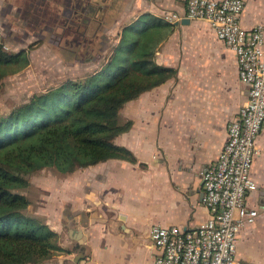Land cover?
Listing matches in <instances>:
<instances>
[{
	"label": "crops",
	"instance_id": "crops-1",
	"mask_svg": "<svg viewBox=\"0 0 264 264\" xmlns=\"http://www.w3.org/2000/svg\"><path fill=\"white\" fill-rule=\"evenodd\" d=\"M188 1L115 0L116 9L104 14L101 30L116 39L114 46L127 24L151 14L157 20L154 60L176 74L120 109L133 123L115 142L129 148L136 163L112 158L61 177L32 175L31 185L40 191L30 200L36 202L30 203L37 208L33 214L58 232L65 248L47 264H76L79 254L88 264H152L158 253L153 225L195 227L209 218L202 173L218 159L247 85L240 80L236 53L208 21L167 19L170 12H186ZM53 8V0H45L43 9ZM241 21L247 29L264 26V0H247ZM256 147L252 176L258 188L248 201L263 208L239 231L238 264H264V126Z\"/></svg>",
	"mask_w": 264,
	"mask_h": 264
},
{
	"label": "trees",
	"instance_id": "trees-1",
	"mask_svg": "<svg viewBox=\"0 0 264 264\" xmlns=\"http://www.w3.org/2000/svg\"><path fill=\"white\" fill-rule=\"evenodd\" d=\"M155 27L151 14L141 15L123 28L100 70L0 112V264H46L65 251L58 232L28 212L30 199L23 189L32 173L53 167L69 174L112 158L138 161L115 142L133 123L120 109L176 74L154 60ZM29 62L25 52L6 50L0 38V91L4 78Z\"/></svg>",
	"mask_w": 264,
	"mask_h": 264
},
{
	"label": "built area",
	"instance_id": "built-area-1",
	"mask_svg": "<svg viewBox=\"0 0 264 264\" xmlns=\"http://www.w3.org/2000/svg\"><path fill=\"white\" fill-rule=\"evenodd\" d=\"M247 0H189L186 12L166 14L172 22L204 19L236 53L247 96L228 124L218 159L203 173V203L210 216L195 227L153 225L158 253L152 264H238L240 229L257 220L263 208L249 204L258 188L252 176L256 139L264 126V26L247 29L242 13ZM76 264H88L81 259Z\"/></svg>",
	"mask_w": 264,
	"mask_h": 264
},
{
	"label": "rangeland",
	"instance_id": "rangeland-1",
	"mask_svg": "<svg viewBox=\"0 0 264 264\" xmlns=\"http://www.w3.org/2000/svg\"><path fill=\"white\" fill-rule=\"evenodd\" d=\"M53 2L54 11L56 14L60 13L61 1ZM33 4L31 0H0V38L4 41V47L8 51L25 52L30 60L24 69L4 78L0 91L1 113L10 112L12 108L28 101L34 94L58 86L68 79H82L100 70L114 48L116 39L109 38L101 29L88 31L87 37L81 38L62 30L41 31L33 25L19 21V16L38 20L39 15L36 17L35 14L39 11L32 7H36ZM21 5L27 7L20 9ZM49 18L50 20L45 21L54 24L55 19H52L55 18L54 15H49ZM108 31L117 34L115 28ZM42 172H46L45 175L53 174L60 177L65 175L52 167L32 173L30 179L32 175V178H36L35 176ZM33 187V184H30L28 188L23 189L30 200L40 193ZM32 205H29L28 212L33 214L37 208ZM56 255L57 253L46 264L57 259Z\"/></svg>",
	"mask_w": 264,
	"mask_h": 264
},
{
	"label": "flooded vegetation",
	"instance_id": "flooded-vegetation-1",
	"mask_svg": "<svg viewBox=\"0 0 264 264\" xmlns=\"http://www.w3.org/2000/svg\"><path fill=\"white\" fill-rule=\"evenodd\" d=\"M36 1V7L33 6V8L39 11L35 14L36 17L39 15L38 20L33 18L30 20L25 16H19V21L21 20L24 24L33 25L41 31L62 30L68 33L73 32L79 36V33L86 36L88 31L102 29L105 25L104 14L116 9L115 0H63L61 11L56 14V12L50 13V11L43 9L45 0ZM39 3H41V6L38 9L37 5ZM49 15H54L55 18H52L53 20L55 19L54 24L45 21L50 20Z\"/></svg>",
	"mask_w": 264,
	"mask_h": 264
},
{
	"label": "water",
	"instance_id": "water-1",
	"mask_svg": "<svg viewBox=\"0 0 264 264\" xmlns=\"http://www.w3.org/2000/svg\"><path fill=\"white\" fill-rule=\"evenodd\" d=\"M190 21V19L189 18H184V19H182L181 20V22H189ZM79 235H81V232H79ZM82 258H84V254H79L77 257H76V259H75V261L76 262H78L80 259H82ZM49 264H57V263H55V262H51V263H49Z\"/></svg>",
	"mask_w": 264,
	"mask_h": 264
}]
</instances>
